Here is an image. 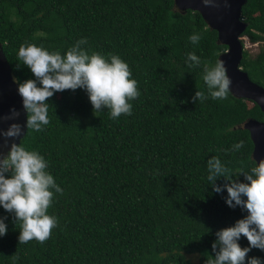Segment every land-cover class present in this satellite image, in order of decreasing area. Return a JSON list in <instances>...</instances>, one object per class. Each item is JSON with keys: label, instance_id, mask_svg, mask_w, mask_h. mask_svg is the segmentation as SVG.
I'll use <instances>...</instances> for the list:
<instances>
[{"label": "trees", "instance_id": "trees-1", "mask_svg": "<svg viewBox=\"0 0 264 264\" xmlns=\"http://www.w3.org/2000/svg\"><path fill=\"white\" fill-rule=\"evenodd\" d=\"M241 10V36L263 43L253 56L244 48L240 66L264 87V0H246ZM193 33L202 35L195 45ZM217 37L199 12L174 0H0V42L16 81L34 79L18 59L22 43L63 53L85 38L86 49L119 55L140 91L132 115L115 120L107 109L94 113L83 89L47 101L50 123L27 129L20 142L48 161L63 189L49 208L58 226L43 244H20V222L0 206L7 217L0 264H194L191 256L206 264L214 256L216 231L247 213L227 206L226 190L213 191L207 160L217 156L233 172L250 168L253 143L243 124L264 120L255 102L231 93L192 101L196 91L208 95L204 66L227 48ZM189 52L199 67H188ZM238 242L248 246L243 236ZM248 256L264 261L259 249Z\"/></svg>", "mask_w": 264, "mask_h": 264}, {"label": "clouds", "instance_id": "clouds-1", "mask_svg": "<svg viewBox=\"0 0 264 264\" xmlns=\"http://www.w3.org/2000/svg\"><path fill=\"white\" fill-rule=\"evenodd\" d=\"M206 7H218L216 0H201ZM227 7V0H225ZM244 37V36H242ZM202 39L200 33H193L189 41L193 45ZM88 41L81 38L63 53L49 51L35 43L25 42L19 46L18 59L30 69L34 79L16 81L26 115L24 123L19 122L20 111L10 108L6 116L7 128H0V148L6 147V154L0 156V206L13 214L20 222L18 243L27 244L35 240L41 244L47 241L52 230L58 226V218L49 214L55 194H63L53 175L47 170L48 161L36 150H28L21 142L26 129L40 132L50 123L49 103L56 92L83 89L87 92L94 113L109 110L110 117L132 115L130 101L140 96L138 82L131 78L129 65L114 53L102 54L83 47ZM188 67H199L201 59L194 52L187 53ZM203 80L208 95L196 91L192 101L212 99L224 100L230 94L231 78L227 75L225 62L217 59L215 64L204 66ZM264 103V96L257 97ZM19 139V142H15ZM244 147L241 140L233 145L238 151ZM207 180L216 193L226 190L224 198L229 208L239 207L246 215L231 226L215 233L211 244L214 256L209 255L206 264H264L257 256H248L252 249L264 251V158L250 168L241 167L233 172L217 156L207 160ZM242 175L243 181L238 177ZM223 178V184L216 180ZM7 217H0V236L7 234ZM241 236L248 246L241 247ZM18 257H13L17 260Z\"/></svg>", "mask_w": 264, "mask_h": 264}, {"label": "water", "instance_id": "water-1", "mask_svg": "<svg viewBox=\"0 0 264 264\" xmlns=\"http://www.w3.org/2000/svg\"><path fill=\"white\" fill-rule=\"evenodd\" d=\"M216 2L219 6L213 8L204 6L201 0H174L175 6L180 10L191 9L199 12L206 24L217 31V42L226 45V50L219 54L218 59L225 62L227 75L232 80L230 93L237 98L252 100L264 112V103L257 100V97L264 96V87L252 81L240 66L244 49L241 34L247 26L241 17V9L246 0H227V7L225 0ZM13 107L20 111L19 122L23 124L26 115L22 98L0 42V117L6 116ZM8 123L9 121L0 119V128H7ZM243 128L249 132L253 143L252 158L258 162L264 158V120L250 118L244 122ZM15 142L18 143L19 139ZM6 152V147L0 148V156Z\"/></svg>", "mask_w": 264, "mask_h": 264}, {"label": "rangeland", "instance_id": "rangeland-1", "mask_svg": "<svg viewBox=\"0 0 264 264\" xmlns=\"http://www.w3.org/2000/svg\"><path fill=\"white\" fill-rule=\"evenodd\" d=\"M242 40H243V45H244L245 50H247L248 53L252 56L258 52L261 44L263 43V42L252 43L249 41V39L246 36L242 37ZM191 259H192L194 264H197L198 259L196 256H191Z\"/></svg>", "mask_w": 264, "mask_h": 264}]
</instances>
